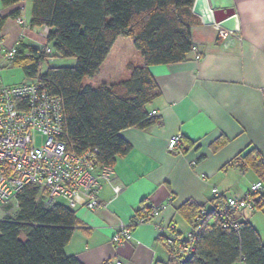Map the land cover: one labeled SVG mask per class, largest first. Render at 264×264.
Masks as SVG:
<instances>
[{
    "label": "crops",
    "instance_id": "crops-1",
    "mask_svg": "<svg viewBox=\"0 0 264 264\" xmlns=\"http://www.w3.org/2000/svg\"><path fill=\"white\" fill-rule=\"evenodd\" d=\"M209 3L215 10L234 9V19L229 25L235 28L232 30L235 35L223 38L218 25H206L198 16L200 23L192 27L196 50L188 59L150 66L161 91L148 106L149 113L158 111L157 122L120 133L132 148L112 166L113 181L121 186V192L115 195L105 185L99 194L102 201L111 202L109 208L76 209L79 223L65 252L83 264H115L118 259L124 264H154L166 260L169 255L159 239L157 224L175 222L181 229H188L176 211L181 204L194 200L211 210L215 187L223 196L243 195L252 183L260 180L246 161L234 160L254 150L264 158V0H209ZM17 11L20 14L13 16ZM20 16L28 21L24 29L18 22ZM2 17L5 22L0 30V61L21 32L24 35L21 43L36 49L44 47L42 27L30 26L31 2L24 11L22 3L4 6L0 0ZM128 40L131 39L125 36L116 40L97 75L103 74L105 78L101 85L120 82L119 78L106 80V77L110 73L121 77L119 69L133 62L125 59L118 66L115 63L128 50ZM113 53L115 61L107 66ZM134 63H144L140 52ZM4 66L0 77L5 85L34 80L26 77L23 70L14 77L4 71ZM129 77L130 72L124 80ZM178 133L183 135L185 154L167 149L170 138ZM221 138L226 142L215 150L213 146ZM145 201L164 203L166 207L154 224L133 230L132 240L114 242L118 217L132 220L143 213ZM234 217L240 222H250L264 242V205Z\"/></svg>",
    "mask_w": 264,
    "mask_h": 264
},
{
    "label": "trees",
    "instance_id": "trees-1",
    "mask_svg": "<svg viewBox=\"0 0 264 264\" xmlns=\"http://www.w3.org/2000/svg\"><path fill=\"white\" fill-rule=\"evenodd\" d=\"M1 2L13 6L21 0ZM29 2L32 3L30 26L49 27L47 43L52 46L54 56L75 58L76 64L51 66L44 47L36 49L23 43L10 63L20 67L26 77L45 81L52 93L62 98L68 147L77 152L96 147L99 162L113 166L119 156L132 148L120 133L131 127L147 128L157 122L148 106L161 91L150 66L185 61L193 51L192 27L200 23L192 11L195 0ZM19 14L17 11L13 16ZM4 22L2 17L0 30ZM120 36L132 40L144 63H128L127 80L98 88L86 85L87 77L99 74ZM44 65L47 68L42 70ZM225 142L221 138L213 148L216 150ZM181 151L184 154L187 151L184 141ZM242 159L264 182V158L254 150L236 157L234 162ZM46 197L45 188L29 185L17 197L15 214L8 212L0 220V264H83L65 252L79 223L76 210L62 202L49 205ZM223 199L224 196L215 197L211 210L194 200L177 207V213L189 227L202 210L209 211V218H213L210 226L206 225L199 234L194 255L183 264H264V242L258 230L250 222H240L238 235L232 227H223L215 215ZM163 245L169 258L154 264H178L172 248L164 242Z\"/></svg>",
    "mask_w": 264,
    "mask_h": 264
},
{
    "label": "built area",
    "instance_id": "built-area-1",
    "mask_svg": "<svg viewBox=\"0 0 264 264\" xmlns=\"http://www.w3.org/2000/svg\"><path fill=\"white\" fill-rule=\"evenodd\" d=\"M30 0H21L24 11ZM23 29L28 24L25 16L18 17ZM218 25V24H216ZM223 38L234 36L235 32L218 25ZM50 28L42 27L41 35L46 40V53L53 52L47 43ZM23 32L5 52L0 61V70L18 53ZM196 50V47H193ZM200 56L198 55L197 58ZM157 110L150 112L156 116ZM62 98L52 93L47 83L39 78L17 85H5L0 77V203H17L19 193L29 185L47 190L46 203H65L72 209H108L111 202L101 200L99 194L109 185L115 195L121 186L113 181L114 170L110 165L101 164L99 149L88 148L77 152L68 147ZM183 135H173L167 144L170 152L183 154ZM195 164V163H193ZM216 197L223 195L217 187ZM264 205V182L252 183L243 195L224 196L221 207L216 211L223 227H232L240 234V221L234 216L242 212H253ZM166 207L164 203L144 202L142 214L132 220L118 217L113 241L120 244L133 239V230L152 223ZM210 212L202 210L192 227L181 229L177 223L157 224L159 239L168 244L178 264L187 262L196 251V242L205 226L213 221ZM2 220V219H0ZM211 229V227H209ZM115 264H124L117 260Z\"/></svg>",
    "mask_w": 264,
    "mask_h": 264
},
{
    "label": "rangeland",
    "instance_id": "rangeland-1",
    "mask_svg": "<svg viewBox=\"0 0 264 264\" xmlns=\"http://www.w3.org/2000/svg\"><path fill=\"white\" fill-rule=\"evenodd\" d=\"M129 41V48L128 50H124L123 54H120L121 57H119L118 59H116V66L119 65V62L121 61H124L125 59L127 60H132L133 62H136L137 61V58L139 57V50L136 49V47L134 46L133 42H131V40H128ZM47 55H49L50 59H49V64L50 65H54V66H73L76 64V59L75 58H60V57H55V52L53 51L52 53L48 54L46 53ZM115 56L116 54L113 53L109 56V60H108V64H111V62H114L115 61ZM135 60V61H134ZM4 71L6 73H10V74H13V76L15 77L16 75H19V73H21L22 69L21 68H16L12 65H9L6 64L4 66ZM47 68V65H44L42 67V70L46 69ZM119 73L122 74L121 77H118V74L116 73H110L108 74V76L106 77V80H115V79H112V78H119L118 80H124L125 78H127V75L129 73V71L127 70V68H121L119 69ZM117 76V77H115ZM104 76L102 74V76H95V77H87L84 81V83L87 85V84H90V85H94V86H100L102 84V80H104ZM17 210V205L16 203H11L9 205H5V204H2L0 203V217L4 218L5 215L9 212L11 215H14L15 212ZM4 215V216H3ZM23 238H25V236H23Z\"/></svg>",
    "mask_w": 264,
    "mask_h": 264
},
{
    "label": "water",
    "instance_id": "water-1",
    "mask_svg": "<svg viewBox=\"0 0 264 264\" xmlns=\"http://www.w3.org/2000/svg\"><path fill=\"white\" fill-rule=\"evenodd\" d=\"M192 11L199 16L206 25H223L235 30L230 22L234 19V9H212L209 0H195Z\"/></svg>",
    "mask_w": 264,
    "mask_h": 264
}]
</instances>
